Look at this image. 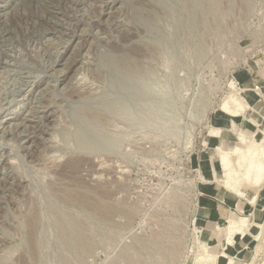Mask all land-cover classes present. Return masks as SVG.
I'll use <instances>...</instances> for the list:
<instances>
[{
	"label": "rangeland",
	"instance_id": "rangeland-1",
	"mask_svg": "<svg viewBox=\"0 0 264 264\" xmlns=\"http://www.w3.org/2000/svg\"><path fill=\"white\" fill-rule=\"evenodd\" d=\"M263 117L264 0H0V264L221 254L264 183L224 199L217 147ZM259 232L237 264H264Z\"/></svg>",
	"mask_w": 264,
	"mask_h": 264
},
{
	"label": "bare ground",
	"instance_id": "bare-ground-1",
	"mask_svg": "<svg viewBox=\"0 0 264 264\" xmlns=\"http://www.w3.org/2000/svg\"><path fill=\"white\" fill-rule=\"evenodd\" d=\"M245 97L246 96L244 95H239L230 99V101L227 100L228 102L226 101L222 104V111L230 114V116H233L235 119L242 118L246 113H244L245 109L249 108L245 103ZM244 121L246 123L244 124L245 127L243 130H246V127L252 129V133L249 137L245 136L244 131L242 130L237 134V142L231 150H225L222 146L217 147L220 152L218 155V165L221 174V177L218 180L223 184L226 191H228V193L223 195L224 199L229 197V192L239 194L242 197H247L248 194L241 189L242 184H247L253 189L251 197L248 198L251 204L256 200V194L258 193L257 188H260L264 183V129H259L257 124L254 123L251 118H245ZM213 133L214 134L210 136L216 137V135H218V130L213 129ZM241 208V206L237 205L234 209L238 212H242ZM263 222L264 206L262 207V210L259 211L257 217H253L252 215V219H248L246 216L236 217L234 214H231L228 216L227 224L224 226L225 249L221 254L219 252V255H209V252L207 253L210 247L209 244L200 245L202 254H199L198 256L202 257L196 259H205V262L202 264H237L241 258L244 260L249 252L247 251L248 247H242V245H240L242 243L239 242L243 241L245 246L251 245V242L258 239L260 234L259 231L262 228ZM227 248H235V256H230Z\"/></svg>",
	"mask_w": 264,
	"mask_h": 264
}]
</instances>
